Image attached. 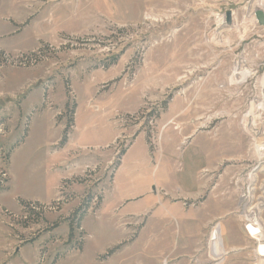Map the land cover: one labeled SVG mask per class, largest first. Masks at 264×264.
Wrapping results in <instances>:
<instances>
[{
	"label": "rangeland",
	"instance_id": "374dc122",
	"mask_svg": "<svg viewBox=\"0 0 264 264\" xmlns=\"http://www.w3.org/2000/svg\"><path fill=\"white\" fill-rule=\"evenodd\" d=\"M257 7L264 10V0H24L23 21L31 22L21 35L44 41L26 53L3 52L7 62H0V173L10 179L9 191L0 193V217L13 236L25 240L29 234L18 230L44 228V215L59 208L46 205L54 210L44 211L36 223L25 222L16 198L39 193L19 167L28 147L14 154L8 170L5 155L29 125L28 146L40 132L55 133L47 118L30 122L32 108L57 109L51 101L62 103L68 86L66 98L70 105L78 103L81 115L90 96L113 104L111 121L119 135L101 150L103 160L88 169L90 177L85 171L61 183L56 202L62 204L64 195L70 202L84 198L88 191L102 197L119 153L142 134L148 160L159 169L160 183L150 193L166 210L135 218L125 243L120 227L103 218L99 231L102 222L88 216L92 237L85 239L84 254H70L59 264H221L214 239L232 248L222 264H256L255 249L264 240L251 238L244 219L257 218L263 230L257 238L264 237V150L255 149H264V24L257 20ZM51 24L62 31L57 41L46 42ZM20 106L24 115L18 117ZM61 120L57 111L55 125ZM137 150L143 153V147ZM32 156L27 160L36 161ZM43 178L41 193L49 199L55 183L47 173ZM70 183L84 191L71 193ZM248 190L244 209L242 194ZM196 222L208 223L201 256L197 237L192 238ZM147 223L152 229L146 233ZM159 226L164 236L156 240ZM81 234L75 229L72 246L83 243ZM115 247L106 262L95 261L96 254Z\"/></svg>",
	"mask_w": 264,
	"mask_h": 264
},
{
	"label": "crops",
	"instance_id": "0c3cea01",
	"mask_svg": "<svg viewBox=\"0 0 264 264\" xmlns=\"http://www.w3.org/2000/svg\"><path fill=\"white\" fill-rule=\"evenodd\" d=\"M23 5L24 0H0V52H7L10 54L26 53L34 50L40 42L44 41L41 40L39 36H37L39 38H33V36L28 38L22 37V30L27 29L31 22L30 19L25 22L23 21L25 15L23 13ZM47 13L48 12H46V14ZM54 16H57V13L56 15L54 13ZM87 22L84 25H88L89 23ZM52 26L51 24V34L47 36L46 42L57 41V34L62 31ZM52 94H55V90ZM52 101L54 100L52 99ZM52 101L51 104L55 105L57 109H37V107L41 105L40 104L36 108H32L34 113L31 114L30 122H32L34 117H37L39 121H45L47 118L49 125L53 127L54 130L57 129L55 133L49 134L47 132L46 134H42L40 132L39 139L33 137L34 145L28 146V143L32 140L33 133V125H29L25 138L21 143L15 146L9 156L7 170L12 162L14 154L23 150L25 147H28V152H26L24 157H26V155H28V157L33 155L32 157L36 158V161L31 162L27 160V157L22 161L19 167L20 170L22 169V174L24 176L23 180L26 183L36 184L39 193H37L36 196H20V198H16L18 211L19 200L38 203L42 206L56 202L59 195L58 188L61 183L81 177L89 168L90 170L95 168L98 162L103 160L105 155L101 150L111 145L119 135L111 121L114 114L110 112L113 108V104H109V102L104 99H96L90 96L83 107L82 115L79 111V105L76 103L74 126L68 134L66 143L62 147H59L65 120L62 119L58 126L55 125V120L57 111L60 112V117L62 116L61 112L64 110L67 102L66 94L65 100L62 103L55 104V102ZM22 106H20L21 113L18 114V117L24 115ZM19 140L20 137L13 142L11 147ZM145 144V137L140 134L121 157L119 166L113 173L109 187L103 192L98 209L94 211L89 209L81 221L80 229L84 234L81 251L71 250L65 253L68 248L66 243L69 235V227L64 220L78 207L76 202H79V199H82L83 196L80 198L76 197L75 201L62 202L59 210L53 213H46L43 217V221L45 222L44 228L42 227L39 229L38 227L36 228L37 230L32 233L30 230H16L18 234H29V236H25V240H19L17 236H13L15 231L7 227L0 217V239H2V243L0 242V256L3 257L2 263L38 264L43 254V264H49L57 255H61L62 257L55 262V264H59L67 259L70 254L79 256L84 254L85 239L92 237L86 224L87 217L91 215L101 222L103 218H106V223L110 227H120L123 232H125L123 238L120 240L122 243L128 242L129 235L132 231L131 225L134 224L135 218H141L148 213L154 216L155 213L159 211V208L163 211L166 210L164 204L161 203L160 206H158V198L150 193V190L160 183L157 181L159 180V169H153L147 157V147ZM138 146L143 147V153L138 152ZM207 163H209L208 160ZM207 166L210 168L209 164H207ZM157 168H159V166ZM46 173L55 183L49 190V199L45 198L46 193H41L43 190L45 191L43 175L45 176ZM9 184L10 179L8 178L7 189L2 194L9 191ZM82 188V185L70 183L68 189L71 193H77L84 191V188ZM108 191H110V193L114 192L109 199L105 196ZM143 194L145 195L141 196ZM55 223L57 227L52 228V225ZM207 225L208 223H203L202 226L200 223L197 225L196 222L192 229L194 230L192 231V238L195 239L197 237V246L195 250L199 251L200 256L204 249V236L207 232ZM103 226L104 222L101 223V230L99 231L103 232ZM151 229V224L147 223L145 232L147 233L151 231ZM187 232L190 231L187 230ZM163 236V228L159 226L158 231L155 233V238L157 240L158 237L162 238ZM180 238L182 239L183 237L181 236ZM147 239L151 241L150 237H147ZM212 242L216 248L217 261L221 262V264L228 261L227 259L225 260L224 256H227L230 253L229 250H232L230 245L225 249L223 242L220 241L216 243L215 239L212 240ZM127 246L129 247V245ZM156 249L158 248L156 247ZM237 250L240 251V249ZM101 255L102 254H96L95 261H100L99 257L103 256ZM111 257L112 255L107 258V260ZM102 261L106 262V260Z\"/></svg>",
	"mask_w": 264,
	"mask_h": 264
},
{
	"label": "trees",
	"instance_id": "16d2710c",
	"mask_svg": "<svg viewBox=\"0 0 264 264\" xmlns=\"http://www.w3.org/2000/svg\"><path fill=\"white\" fill-rule=\"evenodd\" d=\"M37 53H39V51L34 52L32 55H29V56L35 57ZM0 62L1 63L5 62L3 60V52H0ZM65 89H66V95H68V92H69L68 86ZM73 104L74 103H72L70 105L69 104V101L67 100V102L65 104V107H64L65 114H63L61 116V119H64L65 120V126H64V130H63V133H62V137H61L60 143H59V147H62L66 143L68 134H69L70 130L72 129V127L74 126V114H75V108L76 107ZM162 105L164 107H166V104L165 103L162 104ZM1 123H2V121H1ZM26 133H27V129H25L24 134L21 137V139L19 141H17L10 148L9 152H7V154L5 155L8 161H9V156H10L11 151H13V149L15 148V146H17L19 143H21L23 141V139L26 136ZM126 151L127 150L125 149V150H122L119 153L118 160L114 164V171L119 166L120 159L125 154ZM88 174L89 173L86 172V176H90ZM7 179L4 178V174L3 173H0V193L4 192L7 189V188H3L5 186V184L8 182ZM84 181L85 180H82V179H75V182H77V183H83ZM101 198H102L101 196H99L98 198H96V200H97L96 207L95 208H90V204L95 199V196L93 194H91L90 191H88L85 194L84 198H82V200L80 201L79 206L72 212V214L70 216H68L64 220V222H66L68 224V227H69V235H68V240H67V243H66L68 249L65 251V253H67V252H69L71 250H75V251H81L82 250V244H83L82 242H81V244L79 243L76 246L75 245L72 246V242L74 240V231H75V229H80L81 221L83 220V218L85 217V215L87 214V212L89 211V209H92V211L98 209V207H99V205L101 203V200H102ZM66 201L68 202V197H67V195L66 196L64 195V201L63 202H66ZM18 203H19V206L22 208V211H24V212L25 211H28L31 205H33V206H35L37 208H40V211L39 212H34L33 210H29V212H28V214H29L28 215V218L25 219L26 220L25 222H28V224L31 223V222L32 223H36V222L39 221V218L42 217L43 210H41V208L44 207V206H42V205H40L38 203H29V202H25V201H22V200H19ZM54 204L55 203H52V205H54ZM60 206H61V202L58 203V206L57 207L60 208ZM30 220H32V221L30 222ZM25 222L21 223V224H23L24 227H25V225H24ZM55 227H57V224L56 223L52 225V228H55ZM82 234L80 236H82ZM83 236H84V234H83ZM117 250H118V247H115V248H113L111 250H108L106 252V254H104L101 257V259L102 260H105L106 258H109ZM61 257H62L61 255H57L50 264H55V262L59 258H61Z\"/></svg>",
	"mask_w": 264,
	"mask_h": 264
},
{
	"label": "built area",
	"instance_id": "2783aa9c",
	"mask_svg": "<svg viewBox=\"0 0 264 264\" xmlns=\"http://www.w3.org/2000/svg\"><path fill=\"white\" fill-rule=\"evenodd\" d=\"M3 60L5 61V62H7V58L5 57V56H3ZM27 60L28 59H24V60H22V61H26L27 62ZM91 171H93V170H91ZM90 170H87V172L89 173V175H91V172ZM90 177V176H89ZM249 194H250V192H249V190L248 191H245L243 194H242V198H244L243 199V203H242V205L244 204L245 206H244V209H245V207L248 205V203H249ZM95 201H96V198L94 199ZM93 200V201H94ZM55 204H56V206H58V203L59 202H54ZM54 204V205H55ZM29 210H33L34 212H39L40 211V208H37V207H35V206H33V205H31L30 206V208H29ZM29 210L28 211H25L24 213H23V216H24V219H26V218H28V212H29ZM41 210H43V212L44 211H46V210H49V211H52V210H54V208H53V206H44V207H42L41 208ZM245 222H246V227H247V232L250 234V236H251V238H253L254 240H256V242H258V240L257 239H255L257 236H259L260 235V233L263 231L262 230V227L260 226V224L258 225L257 223H256V221L254 220V221H252L254 224V228H258V231H257V233H251L250 232V229H249V226H248V223H252L251 222V218L250 217H248V216H245ZM260 241V240H259ZM261 242H263L262 240H261ZM260 242V243H261ZM259 243V242H258ZM258 255V254H257Z\"/></svg>",
	"mask_w": 264,
	"mask_h": 264
},
{
	"label": "bare ground",
	"instance_id": "6f19581e",
	"mask_svg": "<svg viewBox=\"0 0 264 264\" xmlns=\"http://www.w3.org/2000/svg\"><path fill=\"white\" fill-rule=\"evenodd\" d=\"M258 8V10H257V12H259L260 10V12H262L263 14H264V10L262 9V7H257ZM256 12V13H257ZM252 73V72H251ZM246 75H247V78L248 77H250L251 75H250V72H247L246 73ZM260 88V87H259ZM262 94H264V93H262ZM261 110V109H260ZM256 149V151L257 152H261V151H263L264 149L263 148H261L260 146H258V147H256L255 148ZM248 217H250L252 220H251V222L252 221H256V223L259 225L260 223L258 222V220H257V218H254L252 215H248ZM254 223L252 222V223H248V226H249V229H250V231H251V233H257V231H258V228H254L255 226L253 225ZM260 226H261V224H260ZM262 227V226H261ZM263 235V233L261 232L260 233V235L259 236H262ZM258 237V236H257ZM255 238V239H257L258 240V238ZM263 241L264 240V237H262L261 239H260V241ZM259 241V240H258ZM261 246H264V243L263 244H257V247H256V249H255V254H256V260H258L257 261V263L256 264H264V247H261ZM258 254V255H257Z\"/></svg>",
	"mask_w": 264,
	"mask_h": 264
},
{
	"label": "water",
	"instance_id": "95a60500",
	"mask_svg": "<svg viewBox=\"0 0 264 264\" xmlns=\"http://www.w3.org/2000/svg\"><path fill=\"white\" fill-rule=\"evenodd\" d=\"M256 17H257V20L259 22V24L263 25L264 24V15L262 12H257L256 13Z\"/></svg>",
	"mask_w": 264,
	"mask_h": 264
}]
</instances>
